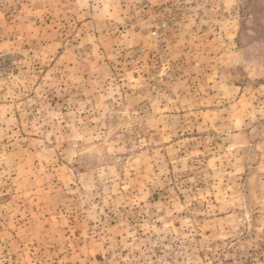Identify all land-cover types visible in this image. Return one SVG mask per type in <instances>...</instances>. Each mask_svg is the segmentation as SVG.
Returning <instances> with one entry per match:
<instances>
[{
    "label": "rangeland",
    "instance_id": "rangeland-1",
    "mask_svg": "<svg viewBox=\"0 0 264 264\" xmlns=\"http://www.w3.org/2000/svg\"><path fill=\"white\" fill-rule=\"evenodd\" d=\"M0 264H264V0H0Z\"/></svg>",
    "mask_w": 264,
    "mask_h": 264
}]
</instances>
